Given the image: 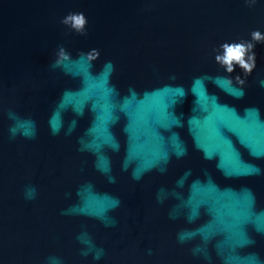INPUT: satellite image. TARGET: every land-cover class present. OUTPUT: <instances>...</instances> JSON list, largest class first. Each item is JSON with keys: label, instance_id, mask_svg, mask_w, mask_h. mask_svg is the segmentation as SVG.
Instances as JSON below:
<instances>
[{"label": "water", "instance_id": "obj_1", "mask_svg": "<svg viewBox=\"0 0 264 264\" xmlns=\"http://www.w3.org/2000/svg\"><path fill=\"white\" fill-rule=\"evenodd\" d=\"M0 264H264V0H0Z\"/></svg>", "mask_w": 264, "mask_h": 264}, {"label": "clouds", "instance_id": "obj_2", "mask_svg": "<svg viewBox=\"0 0 264 264\" xmlns=\"http://www.w3.org/2000/svg\"><path fill=\"white\" fill-rule=\"evenodd\" d=\"M68 20L73 22V26L76 27L77 29H81L85 23L84 17L82 15H76V16H69ZM68 21H65L67 23ZM253 39L259 40L261 39L260 33L259 32H254L253 34ZM248 48H251V45L247 46ZM225 49V55L223 57H217L218 60H222L223 63L227 64L228 71H232V63L233 61L239 63L241 67L250 70V65L245 62L244 60V55L246 52V47L243 44H233V45H224Z\"/></svg>", "mask_w": 264, "mask_h": 264}]
</instances>
